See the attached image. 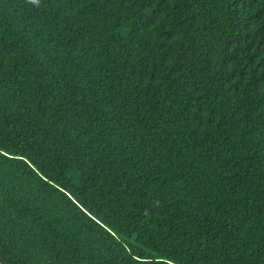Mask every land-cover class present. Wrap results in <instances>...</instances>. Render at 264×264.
I'll use <instances>...</instances> for the list:
<instances>
[{
	"label": "trees",
	"instance_id": "trees-1",
	"mask_svg": "<svg viewBox=\"0 0 264 264\" xmlns=\"http://www.w3.org/2000/svg\"><path fill=\"white\" fill-rule=\"evenodd\" d=\"M4 264H264V0H0Z\"/></svg>",
	"mask_w": 264,
	"mask_h": 264
},
{
	"label": "water",
	"instance_id": "water-1",
	"mask_svg": "<svg viewBox=\"0 0 264 264\" xmlns=\"http://www.w3.org/2000/svg\"><path fill=\"white\" fill-rule=\"evenodd\" d=\"M0 264H4V263L0 260Z\"/></svg>",
	"mask_w": 264,
	"mask_h": 264
}]
</instances>
